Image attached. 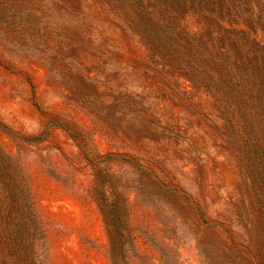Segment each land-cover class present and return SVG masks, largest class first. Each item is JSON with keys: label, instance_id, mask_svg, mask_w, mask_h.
I'll list each match as a JSON object with an SVG mask.
<instances>
[{"label": "rangeland", "instance_id": "rangeland-1", "mask_svg": "<svg viewBox=\"0 0 264 264\" xmlns=\"http://www.w3.org/2000/svg\"><path fill=\"white\" fill-rule=\"evenodd\" d=\"M3 10L0 36L13 37ZM89 12L94 30L65 59L70 71L36 44L0 42V147L27 181L49 264H114L100 203L116 197L132 239L121 264H264L250 178L264 125L246 143L188 83L186 95L171 90L117 21Z\"/></svg>", "mask_w": 264, "mask_h": 264}, {"label": "trees", "instance_id": "trees-1", "mask_svg": "<svg viewBox=\"0 0 264 264\" xmlns=\"http://www.w3.org/2000/svg\"><path fill=\"white\" fill-rule=\"evenodd\" d=\"M49 1L0 0L13 35L0 36V42L14 48L36 44L51 53V64L70 71L65 59L86 52L83 42L94 30L91 16L95 17L89 11L95 6L136 38L147 52L150 70L169 79L171 90L186 95L178 81L188 83L189 95L209 98L212 113L246 143L252 131L264 125V0ZM53 12L60 20H74L73 26L55 24ZM20 16L25 39H18ZM253 156L250 178L264 208V149ZM20 172L0 147V264H49L46 231ZM100 210L110 233L114 264H121L126 244L132 245L126 231V201L116 197L100 203ZM260 218L264 222V212Z\"/></svg>", "mask_w": 264, "mask_h": 264}]
</instances>
